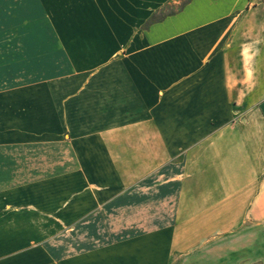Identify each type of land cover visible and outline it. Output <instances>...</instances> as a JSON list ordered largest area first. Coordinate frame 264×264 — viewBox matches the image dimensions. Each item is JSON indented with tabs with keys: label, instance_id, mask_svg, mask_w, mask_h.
<instances>
[{
	"label": "crops",
	"instance_id": "crops-1",
	"mask_svg": "<svg viewBox=\"0 0 264 264\" xmlns=\"http://www.w3.org/2000/svg\"><path fill=\"white\" fill-rule=\"evenodd\" d=\"M6 1L0 264H264L251 0Z\"/></svg>",
	"mask_w": 264,
	"mask_h": 264
},
{
	"label": "rangeland",
	"instance_id": "rangeland-1",
	"mask_svg": "<svg viewBox=\"0 0 264 264\" xmlns=\"http://www.w3.org/2000/svg\"><path fill=\"white\" fill-rule=\"evenodd\" d=\"M183 1V0H182ZM183 2L171 6L167 12L176 11ZM8 6H10L6 0H0V48L4 47L8 43V38L11 35L8 34L9 25L14 26V20L9 18ZM165 12V13H167ZM161 14L160 16H163ZM16 25L22 24V19H15ZM264 43V0H251V48L256 49L258 46ZM15 54V56H14ZM256 58V57H255ZM258 58V56H257ZM22 59V52H9L7 50L0 49V92L6 91L13 81V77H16V84L21 83L23 80L24 67L19 65V60ZM16 62L15 66L12 63ZM32 75H36L32 68ZM10 82V83H9ZM13 84V83H12ZM4 101L7 104L6 100ZM2 103H0V106ZM175 264H183L182 258H177ZM237 264H251V260L240 259Z\"/></svg>",
	"mask_w": 264,
	"mask_h": 264
}]
</instances>
